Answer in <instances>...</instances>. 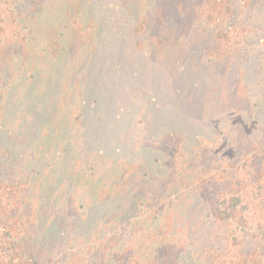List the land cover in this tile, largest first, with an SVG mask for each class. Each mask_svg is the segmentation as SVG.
I'll return each instance as SVG.
<instances>
[{
    "label": "rangeland",
    "instance_id": "1",
    "mask_svg": "<svg viewBox=\"0 0 264 264\" xmlns=\"http://www.w3.org/2000/svg\"><path fill=\"white\" fill-rule=\"evenodd\" d=\"M13 1L0 163L30 189L39 244L63 252L120 223L139 229L128 245L154 244L148 263L163 246L202 264L223 234L215 170L264 137L263 2L243 8L251 34L235 47L217 46L206 0Z\"/></svg>",
    "mask_w": 264,
    "mask_h": 264
},
{
    "label": "trees",
    "instance_id": "2",
    "mask_svg": "<svg viewBox=\"0 0 264 264\" xmlns=\"http://www.w3.org/2000/svg\"><path fill=\"white\" fill-rule=\"evenodd\" d=\"M260 2L264 4V0H206L205 19L221 26L216 34L217 46L246 44L251 28L241 21L242 11ZM13 3L0 0V53L15 22ZM261 43L264 47V37ZM250 150L251 155H246L237 169L219 165L215 170L222 178L215 192L212 220L223 234L221 245L209 246L202 264H264V137L256 138ZM9 151L0 153L3 161L12 157ZM0 165L4 166L0 168V264H185L168 261L169 247L163 246H155L151 253L154 260L148 263L144 252L154 244L128 245L126 239L135 237L139 229L118 228L120 223L91 234L93 238L79 241L76 237L74 241L71 237L63 252L40 245L29 228L35 226L30 189L8 166ZM124 218L120 215L117 222Z\"/></svg>",
    "mask_w": 264,
    "mask_h": 264
}]
</instances>
